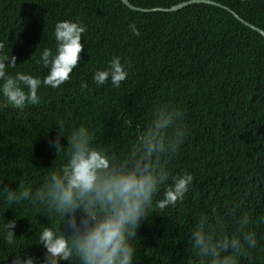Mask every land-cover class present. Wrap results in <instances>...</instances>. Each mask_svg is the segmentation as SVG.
I'll list each match as a JSON object with an SVG mask.
<instances>
[{"label":"trees","instance_id":"obj_1","mask_svg":"<svg viewBox=\"0 0 264 264\" xmlns=\"http://www.w3.org/2000/svg\"><path fill=\"white\" fill-rule=\"evenodd\" d=\"M129 1L152 10L192 0ZM208 1L221 7L194 4L178 12L145 13L122 0H0V43L4 54L17 57V67L8 69L12 75L43 80L48 69L41 55L46 48L56 53V24L86 26L84 51L69 81L59 88L42 85L39 103L22 110L5 106L0 92V184L14 192L32 190L28 200L11 204L0 193V264H13L18 256L22 264L29 256L45 264L47 250L39 240L45 227L71 239V228L54 207L35 198L70 159V136L86 127L90 146L107 156L112 169L131 171L144 154L141 138L161 110L172 107L183 116L161 138L167 142L178 128L185 135L175 153L166 148L153 156L168 179L130 241L132 264H210L195 245L196 231L217 240L239 238L243 251L237 264H264V37L233 15L264 31V0ZM133 23L139 36L129 28ZM116 57L128 72L126 80L118 88L110 78L97 85L95 73ZM61 121L63 150L57 153L50 142L61 133ZM185 174L193 181L182 200L156 208L175 178ZM71 215L83 218L80 210ZM14 219L15 238L8 244L5 226ZM248 232L255 233V248L244 242ZM60 264L81 262L74 254Z\"/></svg>","mask_w":264,"mask_h":264},{"label":"clouds","instance_id":"obj_2","mask_svg":"<svg viewBox=\"0 0 264 264\" xmlns=\"http://www.w3.org/2000/svg\"><path fill=\"white\" fill-rule=\"evenodd\" d=\"M129 28L134 35H140L134 23ZM85 32L86 26L78 22L62 21L56 24V53L46 48L41 55L43 66L48 69L43 80L21 72L9 74V68L17 67V57L4 54L5 45L0 43V81L3 82L0 92L5 106L22 110L29 104H38V90L42 85L59 88L69 81L84 51L81 41ZM127 76L125 66L116 57L107 70L97 71L93 79L97 85H104L110 78L112 85L118 88ZM87 87V83L81 84L82 89ZM182 116L178 108L161 110L154 126L141 138L144 154L131 171L112 169L107 156L90 146L92 137L86 127L81 126L68 138L70 159L59 172L52 175L50 185L35 192V198L42 203L49 202L50 207H54L58 216L64 219L65 226L72 230L69 239L52 227L43 229L39 240L40 245L47 250L45 264L69 261L74 254L81 264H132L135 249L130 241L137 236L142 219L148 218V208L152 206L154 194L168 179L165 169L157 170L159 161L154 162L153 156L166 152V148L175 153L185 135L184 129L178 128L174 137L166 142L161 138V132L169 129L176 117ZM59 125L61 133L54 142H50L57 153L63 150L60 144L63 121ZM192 181L191 174L177 176L173 185L165 191L164 199L156 203V208L163 210L182 200ZM3 192L7 193V202L11 204L28 200L32 190L14 192L0 184V193ZM77 210L83 213V218L78 220L75 215L69 217L70 213ZM102 211H105L103 216ZM244 223H248L247 219ZM5 227L8 229L6 242L12 244L15 233L11 229L16 227V220L7 222ZM193 238L200 254L210 257V264H237L235 257L243 251L241 240L236 237L230 239L225 236L217 240L214 235L206 237L202 231H196ZM244 242L255 248V233H246ZM230 250V254L221 258L222 253H229ZM13 264H22L20 256L16 257ZM26 264H36L35 258L29 256Z\"/></svg>","mask_w":264,"mask_h":264},{"label":"water","instance_id":"obj_3","mask_svg":"<svg viewBox=\"0 0 264 264\" xmlns=\"http://www.w3.org/2000/svg\"><path fill=\"white\" fill-rule=\"evenodd\" d=\"M122 2L127 6L129 7L130 9L134 10V11H140V12H145V13H148V12H156V11H161V12H178L180 10H183L184 8L186 7H189L191 5H194V4H208V5H214V6H220L219 4L215 3V2H212V1H208V0H192V1H189V2H185V3H181L177 6H173L172 8L170 9H152V10H144V9H139V8H136L134 7L129 0H122ZM226 10H228L229 12L233 13L231 10H229L228 8L224 7ZM233 15L239 19L243 24H245L246 26L250 27L251 29H253L254 31L260 33L263 37H264V31L256 28L255 26H252L250 25L249 23L245 22L243 19H241L237 14L233 13Z\"/></svg>","mask_w":264,"mask_h":264}]
</instances>
